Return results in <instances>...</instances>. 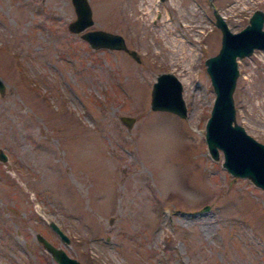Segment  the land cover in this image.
<instances>
[{"label":"rangeland","instance_id":"1","mask_svg":"<svg viewBox=\"0 0 264 264\" xmlns=\"http://www.w3.org/2000/svg\"><path fill=\"white\" fill-rule=\"evenodd\" d=\"M68 2L0 0V264H56L36 233L79 264H264L263 194L203 141L212 11L236 33L264 0H87V29L121 35L136 61L69 33ZM236 67L234 119L264 144V51ZM166 72L184 118L149 108Z\"/></svg>","mask_w":264,"mask_h":264},{"label":"water","instance_id":"2","mask_svg":"<svg viewBox=\"0 0 264 264\" xmlns=\"http://www.w3.org/2000/svg\"><path fill=\"white\" fill-rule=\"evenodd\" d=\"M87 0H69L74 13V19L66 25L69 33L78 34L80 40L87 43L91 49L121 50L138 60L135 52L127 49L123 38L117 33L100 29L87 28L92 25L91 12ZM162 2V0H159ZM260 10H253L247 19L246 25L235 32H231L224 20L215 11L214 27L219 30V48L216 54L204 59L207 78L213 93L209 115L205 119L203 138L210 159L216 160L220 152L221 168L230 176L244 178L253 187L261 190L264 198V144L256 141L248 135L235 118L232 92L238 77L237 59L247 57L253 50L264 51V29L262 22L264 14ZM3 83L0 80V95ZM180 82L169 72L159 73L155 81L151 83L149 91V108L154 111H164L176 115L179 118L186 116V107L181 97ZM127 125L130 118L122 117ZM6 159L0 151V161ZM207 209L203 206L202 210ZM58 239L67 243L68 238L60 231L57 225L46 222ZM45 252L49 254L52 262L56 264H79L75 258L68 256L40 234L34 235Z\"/></svg>","mask_w":264,"mask_h":264},{"label":"bare ground","instance_id":"3","mask_svg":"<svg viewBox=\"0 0 264 264\" xmlns=\"http://www.w3.org/2000/svg\"><path fill=\"white\" fill-rule=\"evenodd\" d=\"M176 39V38H175ZM171 40V39H170ZM176 41H177V39H176ZM178 42V41H177ZM176 45V44H175ZM181 49H183V45H182V48ZM182 51V50H181ZM191 51H193V50H191ZM175 52V51H174ZM186 52V51H185ZM183 53V52H182ZM186 54V53H185ZM182 56V55H181ZM183 57H184V55H183Z\"/></svg>","mask_w":264,"mask_h":264}]
</instances>
